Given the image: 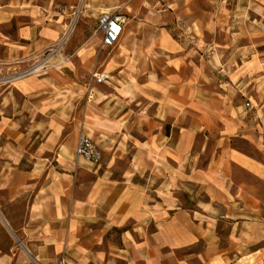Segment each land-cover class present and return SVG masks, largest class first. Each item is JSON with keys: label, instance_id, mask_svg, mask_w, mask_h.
<instances>
[{"label": "crops", "instance_id": "crops-1", "mask_svg": "<svg viewBox=\"0 0 264 264\" xmlns=\"http://www.w3.org/2000/svg\"><path fill=\"white\" fill-rule=\"evenodd\" d=\"M161 1L127 5L113 47L77 26L52 66L9 78L0 264H264V0L211 22ZM2 25L3 71L72 29L25 0H0ZM81 132L96 170L74 160Z\"/></svg>", "mask_w": 264, "mask_h": 264}, {"label": "rangeland", "instance_id": "rangeland-1", "mask_svg": "<svg viewBox=\"0 0 264 264\" xmlns=\"http://www.w3.org/2000/svg\"><path fill=\"white\" fill-rule=\"evenodd\" d=\"M234 1L237 0H226L225 2H221L220 0H163L161 1V3L165 5L164 6L165 8H167V5L168 6L170 5L171 8H173L170 10L172 11L174 10L176 11V13H181V14L191 15V14H195V12L197 13V11L202 10L203 13H197L200 14L199 19L202 22H204L207 21L208 19V17L206 16H209L208 21L211 22L210 17L215 16V10L218 5L221 4L231 5L232 3H234ZM25 2L28 3L29 6H34V8L40 10L41 12L47 15L53 14V16H55L56 18L62 16L64 23H66L68 26H72V30L70 31V34H72V32L75 30L77 26L80 27V31H83V27H84L87 29V31H92L93 33H95L94 32L96 27L95 17L101 9L108 8L110 9L111 12L123 13V11L126 9L125 7L130 3H132L133 0H25ZM155 9L159 10L161 9V7L157 6ZM77 11H80L79 14H74ZM213 21L214 23H210V27L208 28V30L212 31L213 34H215V19H213ZM4 30H6V26L2 25L0 27V31H4ZM203 30L204 32H208L206 31V28H203ZM64 44H66V41H64L60 45L59 50H62ZM97 46L99 49L100 45H96V47ZM45 56L46 54L43 56V58ZM38 59H39L38 57L29 59L27 62H25L24 66L22 67H16L10 69L8 68L6 71L0 70V93L4 91V87L10 86L14 83L15 80H9L11 76H13L14 74L20 71L27 70L32 65H34L38 61ZM74 160H75V154H74ZM110 161L112 160L110 159ZM112 163L115 164V166H117V168H115L117 170L122 169V167L124 166L123 163L117 164V162L115 161H112ZM83 166H85V168L94 167L93 170H96L98 167V166L90 165L86 161H84ZM81 179H84V176L81 177Z\"/></svg>", "mask_w": 264, "mask_h": 264}, {"label": "built area", "instance_id": "built-area-1", "mask_svg": "<svg viewBox=\"0 0 264 264\" xmlns=\"http://www.w3.org/2000/svg\"><path fill=\"white\" fill-rule=\"evenodd\" d=\"M220 1L225 2L226 0ZM79 12L80 11H77L74 14H79ZM126 21V17L120 12L102 11L97 16L94 32L100 33L102 47H113L118 42ZM70 31H67L68 34L66 32V34L58 42L43 52L40 60H38L34 65L27 70L20 71L14 75L19 74L18 76L21 78L31 74L36 75L52 66L53 64L49 62L50 55L59 51L60 45L67 40ZM45 54L46 56L43 58ZM92 77L97 83L105 80L104 74L101 73H94ZM74 154L76 163L82 159L93 166H99L102 158L101 150L97 143L94 142L87 134L82 132L78 135Z\"/></svg>", "mask_w": 264, "mask_h": 264}]
</instances>
